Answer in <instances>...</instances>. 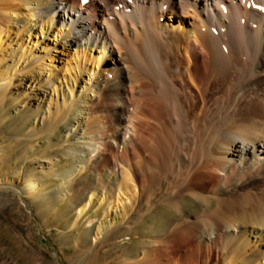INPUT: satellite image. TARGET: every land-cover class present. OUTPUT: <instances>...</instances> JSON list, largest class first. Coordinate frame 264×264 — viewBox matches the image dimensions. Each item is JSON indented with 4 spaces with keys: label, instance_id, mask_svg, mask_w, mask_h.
Here are the masks:
<instances>
[{
    "label": "bare ground",
    "instance_id": "obj_1",
    "mask_svg": "<svg viewBox=\"0 0 264 264\" xmlns=\"http://www.w3.org/2000/svg\"><path fill=\"white\" fill-rule=\"evenodd\" d=\"M22 4L26 14L0 0V32L53 34L74 49L76 62L66 92L61 83L49 91L52 54L11 40L0 56V103L22 97L16 112H24L20 125L34 143L73 121L79 130L69 139L81 140L58 162H68L70 187L62 181L41 192L29 180L17 188L23 198L37 195L49 210L70 188L75 220L92 211L96 242L139 212L145 197L152 212L165 187L173 223L140 264H264V0ZM57 161L48 157L46 165ZM191 198L202 212L185 217ZM111 212L114 221L104 225Z\"/></svg>",
    "mask_w": 264,
    "mask_h": 264
},
{
    "label": "rangeland",
    "instance_id": "obj_2",
    "mask_svg": "<svg viewBox=\"0 0 264 264\" xmlns=\"http://www.w3.org/2000/svg\"><path fill=\"white\" fill-rule=\"evenodd\" d=\"M7 1L11 2L16 10L18 9L16 13L21 12L26 14V11L23 9V0H21L22 2L20 0ZM6 31H8V29ZM11 40V44L16 42L24 50L30 46V43H34L33 48L39 49V53L42 56L51 53L53 60L50 64L52 66L55 65L54 67L56 68L54 69L52 66H49L52 71L50 72L51 83L49 82L47 84V90L53 91L59 87L61 83V88L66 92L65 82L71 74V67H73L74 62H76V60H74V49L72 47L68 46V44L64 47L62 44L63 41L60 42V39L55 41L53 39V34L48 37L49 41L40 35H36V31H33L29 37H27V35L15 37V30H10L9 28L7 33H5V30L0 32V56L2 50L8 48V44ZM15 48L17 49L16 46ZM53 50H55L56 53H52ZM96 55V53H93V56ZM42 77L43 79L47 78L46 76L44 77V75ZM21 101L22 97L6 96L4 101L0 103V149L2 150V154L0 155V264H87V262H89V264H98V262L99 264H134L135 262L140 264L141 260L149 251L160 249V247L153 246V239L162 234H168V227L173 223L174 217L173 214L165 210L164 207V201L166 200V195L164 194L166 190L165 187L159 189L156 197L152 200V206L154 205L153 207L151 206L152 212L149 211V207L147 208L148 204L146 201L148 202L149 198L145 197L142 201L143 203L139 206L140 209L142 208L139 211L140 213L137 211L132 213L134 217L130 215L125 221L119 219L118 222H121L119 224L120 227L117 226L112 231L101 235L102 237H100V239H105L103 241L104 243L100 241V239L94 242L93 233H89V229L96 225V220L94 218L92 224L88 223L91 219L92 211L84 215L81 221L75 220L76 217L73 210L75 200L73 199V193L70 188H67V195L64 200L58 199L57 195V200L51 204L49 210H46V207L39 201L40 199L38 197L36 198L37 195L33 197L32 201L23 198V194L18 191L17 188L21 189L29 180L37 182L41 192L53 190L55 186L62 181H65L68 187H70L71 183L67 182L66 179L67 170L69 169L67 166H64L68 165V162H64L63 166L61 163L58 164V162H60V157L67 155V153L74 149V146L81 140L69 139V135L73 130L77 129V132L79 130L78 124L73 121L69 124L61 125L51 135L35 139L34 143L30 138V133H28V126L20 125V120L23 118L24 112L20 111L18 113L16 110L20 109V104L21 106L23 105V103H20ZM77 138L79 137L77 136ZM46 156L53 158L57 157L59 161L55 162V166L48 167L46 165L48 157ZM158 193L160 195H158ZM251 194L250 202L258 203L257 194L254 193V191L251 192ZM241 197L244 196H240L239 198ZM157 202L159 204H157ZM29 203H31V205ZM201 205L199 200H194L192 198L190 200L187 199L184 205L186 211L183 216L186 217L187 215L201 213ZM156 207H159V209H156ZM109 214L106 220H101L104 225H108L109 222L114 221L113 212ZM128 219H130V221ZM142 223L144 224L142 225ZM78 230L80 233H78ZM147 232L149 234H147ZM140 234H143V236ZM97 244L99 248H96ZM107 249H109V251ZM103 251H108V253ZM90 255L91 257H89ZM115 259L116 261L114 262L113 260ZM126 261L129 262L127 263Z\"/></svg>",
    "mask_w": 264,
    "mask_h": 264
}]
</instances>
